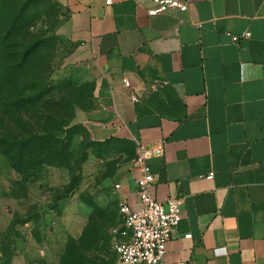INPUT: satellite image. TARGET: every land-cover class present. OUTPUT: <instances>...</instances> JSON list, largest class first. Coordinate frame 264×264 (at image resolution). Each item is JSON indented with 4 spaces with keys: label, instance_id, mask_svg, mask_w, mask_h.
Listing matches in <instances>:
<instances>
[{
    "label": "crops",
    "instance_id": "0c3cea01",
    "mask_svg": "<svg viewBox=\"0 0 264 264\" xmlns=\"http://www.w3.org/2000/svg\"><path fill=\"white\" fill-rule=\"evenodd\" d=\"M62 3L69 40L99 76L92 139L136 152L163 143L152 193L183 209L166 264H264V0H190L159 15L154 0ZM138 177L115 190L135 209Z\"/></svg>",
    "mask_w": 264,
    "mask_h": 264
},
{
    "label": "rangeland",
    "instance_id": "374dc122",
    "mask_svg": "<svg viewBox=\"0 0 264 264\" xmlns=\"http://www.w3.org/2000/svg\"><path fill=\"white\" fill-rule=\"evenodd\" d=\"M17 19L22 30L8 50L17 60L37 51L21 78L0 84V146L34 139L41 147L22 173L0 151V264H118L115 185L134 169L136 149L95 141L85 126L99 76L67 36L62 0H0V24Z\"/></svg>",
    "mask_w": 264,
    "mask_h": 264
},
{
    "label": "built area",
    "instance_id": "2783aa9c",
    "mask_svg": "<svg viewBox=\"0 0 264 264\" xmlns=\"http://www.w3.org/2000/svg\"><path fill=\"white\" fill-rule=\"evenodd\" d=\"M154 3L155 6L149 10L150 15H159L173 9L187 12L190 0H154ZM250 36V32H245L234 35L233 39L239 42ZM123 83L128 90H132L129 79L125 78ZM131 98L133 101L139 100L135 94ZM164 152L163 143L138 145L134 168L139 172L137 187L140 207L135 209L125 200L119 202L123 224L114 229L113 245L119 258L118 264H166L167 243L182 220L183 209L180 198L170 197L160 201L153 196L152 188L157 176L152 172L149 160L164 155ZM121 188L120 184L115 185L116 190ZM186 238L192 239L193 234H187Z\"/></svg>",
    "mask_w": 264,
    "mask_h": 264
},
{
    "label": "trees",
    "instance_id": "16d2710c",
    "mask_svg": "<svg viewBox=\"0 0 264 264\" xmlns=\"http://www.w3.org/2000/svg\"><path fill=\"white\" fill-rule=\"evenodd\" d=\"M23 13H25V11H23ZM20 30H22L20 19L14 22H4L0 24V84L3 88L16 79L18 80L21 78L22 75L20 74H24L25 71L23 70L25 65L30 62L37 51V46L32 45L23 52L21 56L22 59L17 60L21 53H14L8 50L9 47L17 45L16 38L21 33ZM1 65L4 66L1 67ZM35 100H37V98ZM25 102H29V105L35 103L34 100ZM22 105L23 103L17 102L13 104V109L15 111L21 110ZM3 142L5 145L2 144V146H0L1 153L9 159L20 173L23 172L29 158L37 152L39 149L38 147H41L40 142L34 139L4 140ZM67 260L68 259H66V262L69 263Z\"/></svg>",
    "mask_w": 264,
    "mask_h": 264
}]
</instances>
